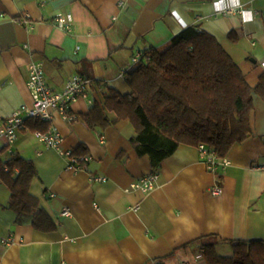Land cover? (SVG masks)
I'll use <instances>...</instances> for the list:
<instances>
[{
    "label": "crops",
    "instance_id": "1",
    "mask_svg": "<svg viewBox=\"0 0 264 264\" xmlns=\"http://www.w3.org/2000/svg\"><path fill=\"white\" fill-rule=\"evenodd\" d=\"M0 117L32 103L30 62L42 64L47 85L62 91L72 75L89 80L87 98L71 105L74 121L48 122L61 149L88 157L86 168L45 147L27 127L0 159L18 154L37 172L30 192L57 225L32 228L29 217L6 207L10 192L0 180V264H206L192 241H264V99L253 93V136L228 152L227 167L211 172L195 147L181 145L156 170L137 156L127 120L101 132L84 117L114 89L130 92L122 72L132 57L159 48L188 27L213 36L251 87L264 73V0H0ZM68 19L70 31L55 18ZM26 18L27 24L19 19ZM235 38V41L231 40ZM158 175L149 191L131 185ZM103 178L104 181H97ZM220 186L218 195L212 187ZM66 210L68 215H62ZM232 254L228 243L215 247Z\"/></svg>",
    "mask_w": 264,
    "mask_h": 264
},
{
    "label": "trees",
    "instance_id": "2",
    "mask_svg": "<svg viewBox=\"0 0 264 264\" xmlns=\"http://www.w3.org/2000/svg\"><path fill=\"white\" fill-rule=\"evenodd\" d=\"M217 41L188 27L163 46L147 49L124 75L130 92L111 88L103 93L85 114V126L101 132L127 120L135 133L130 139L133 150L147 156L153 170L181 145H203L224 159L234 145L253 136V93L264 99V73L255 87L249 86ZM25 125L33 132L48 129V122L40 120L27 119ZM36 177L29 159L18 154L0 159V180L10 192L6 208L19 218L29 217L34 230L53 232L57 225L30 192ZM219 243L231 246V256L216 252ZM189 245L206 264H264V241L225 242L204 236ZM156 264H164V258Z\"/></svg>",
    "mask_w": 264,
    "mask_h": 264
},
{
    "label": "built area",
    "instance_id": "3",
    "mask_svg": "<svg viewBox=\"0 0 264 264\" xmlns=\"http://www.w3.org/2000/svg\"><path fill=\"white\" fill-rule=\"evenodd\" d=\"M1 16V15H0ZM59 28L70 31L68 19L57 17L54 19ZM20 24H27L26 18L19 19ZM142 53L132 57L129 64L130 67L135 65L140 59ZM129 69V67L127 68ZM124 69L122 75L124 76L126 70ZM27 88L29 90L32 103L29 106L22 105L14 110L8 117H0V139L7 144L13 143L21 131L27 129L25 121L27 119L40 120L50 122L53 115L57 114L62 119L72 122L74 116L71 114V105L79 98H87V86L89 80L80 75H72L62 87V91L56 92L52 90L46 83L42 64L30 62L28 67ZM34 136L45 147L51 148L59 152L67 159V169L71 171L84 170L88 161L87 156L76 157L72 151H64L61 149L62 138L50 127L46 132H33ZM200 159L204 162L206 168L213 172L218 168H225L229 164L226 157L217 159L212 151H208L206 147L200 145L198 148ZM264 169V167H263ZM158 178L156 174H150L142 177L131 185L132 189H139L142 191H149ZM97 181H104L102 178H97ZM221 188L218 185L212 187L211 192L213 195H218ZM62 215H68L66 210L62 211ZM1 243H7L5 239H0ZM64 264V263H62Z\"/></svg>",
    "mask_w": 264,
    "mask_h": 264
},
{
    "label": "rangeland",
    "instance_id": "4",
    "mask_svg": "<svg viewBox=\"0 0 264 264\" xmlns=\"http://www.w3.org/2000/svg\"><path fill=\"white\" fill-rule=\"evenodd\" d=\"M231 256V255H230Z\"/></svg>",
    "mask_w": 264,
    "mask_h": 264
}]
</instances>
